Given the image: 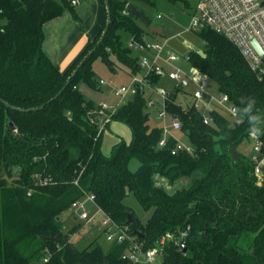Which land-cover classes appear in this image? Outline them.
<instances>
[{
  "label": "trees",
  "instance_id": "trees-1",
  "mask_svg": "<svg viewBox=\"0 0 264 264\" xmlns=\"http://www.w3.org/2000/svg\"><path fill=\"white\" fill-rule=\"evenodd\" d=\"M108 1L112 19L103 42L97 47L107 12L99 33L62 72L44 51V25L68 11L82 24L76 8L68 0H0V264H132L122 258L128 243L104 248L92 236L88 246L79 248L73 240L92 224L76 219L73 212L71 223L62 217L87 195L115 223L128 227L145 249L156 247L165 235L174 236L159 264H264V178L259 186L254 162L239 152L252 128L264 141V76L250 69L225 36L202 30L198 36L204 56L190 52L191 65L229 96L242 122L214 109L209 112L213 122L205 124L202 112L177 104L181 88L174 86L168 110L180 119L182 133L195 149L194 155L174 156V140L158 148L162 130L150 126L141 92L111 118V123L130 129L131 141L121 139L105 155L104 133L98 136L94 124L100 106L79 84L100 89L93 70L97 59L112 72L120 64L131 75L140 73L123 35L142 43L146 34H156L125 10L128 4L157 7L155 0ZM166 1L191 9L186 0ZM152 83L162 80L154 76ZM250 100L255 104L249 112ZM133 159L140 163L135 172L130 169ZM130 195L151 213L145 223L125 203ZM135 230L144 237L134 235Z\"/></svg>",
  "mask_w": 264,
  "mask_h": 264
},
{
  "label": "built area",
  "instance_id": "built-area-1",
  "mask_svg": "<svg viewBox=\"0 0 264 264\" xmlns=\"http://www.w3.org/2000/svg\"><path fill=\"white\" fill-rule=\"evenodd\" d=\"M87 1L90 0H68L74 8ZM162 19L163 15L158 14L156 21ZM205 29L225 36L238 48L250 69L259 78L264 76V0H199L185 32L199 33ZM253 42L257 43L263 55H260ZM127 45L134 51L141 72L132 75L128 85L116 89V95L120 100L119 105L100 106L96 114L98 118H94L98 136L107 130L117 110L126 104L130 97L134 98L142 92L146 97V112L150 117L155 114L161 124L159 128L162 130V137L158 148L165 149L169 146L170 140H174L175 145L171 148L172 155L181 153L194 155V146L181 139L185 138L182 133V122L168 110L167 102L175 87L181 88L180 94L183 92L187 98H191L189 104L180 103L179 106L184 109L194 107L202 112L205 124L213 122L209 112L214 109L233 122H242L239 108L231 102L229 96L216 90L209 76L191 65L190 52L180 55L171 50L169 39L158 41L147 40L145 37L144 42L140 43L131 37ZM154 76L159 77L160 80L168 79L175 83V87L168 90L163 84L154 85L152 83ZM104 83L103 80L100 81V84ZM189 83L196 87L193 93L184 91ZM250 141L253 153L250 158L255 164V176L258 178V185L261 186L264 178V156L262 155L264 141L261 135L254 132L250 135ZM70 211L80 221L98 223L107 243H128L122 258L132 264H159L164 246L174 237L170 234L165 235L156 247L145 249L142 242L129 234L128 227L119 226L96 205L92 195H87L73 203ZM180 237L185 238L186 234L182 233ZM184 248L185 243H180V249Z\"/></svg>",
  "mask_w": 264,
  "mask_h": 264
},
{
  "label": "rangeland",
  "instance_id": "rangeland-1",
  "mask_svg": "<svg viewBox=\"0 0 264 264\" xmlns=\"http://www.w3.org/2000/svg\"><path fill=\"white\" fill-rule=\"evenodd\" d=\"M155 1L157 3L156 8H152L144 4L143 5L140 4L141 8H138L139 10H144V11L147 10L148 13L151 14V17H153L154 19L153 22L156 25L165 26L164 35L162 36L155 35L154 39L158 41H165L169 39L170 49L175 51L176 53H179L180 55H186L189 52L195 51V50L203 51L204 44H203L202 39L198 36V33L185 32V30L190 25L193 10L199 0H186L189 2L191 9H186L182 2H179L177 4H172L166 0H155ZM158 14L163 15V19L160 20L159 22L156 21V17ZM78 16L80 17L81 14ZM90 17H91V12H89V14H86L85 16L87 23L90 21ZM63 18H64L63 19L64 21H67L68 31L70 32V38L74 36L75 34H77L79 31L80 32L86 31V28H85L86 21L83 19V16L80 17L82 24L78 20L74 19V17L69 11L66 12L65 15H63ZM51 38L53 37L52 36L49 37V39ZM124 39L127 40V37L126 38L124 37ZM118 66H121V65L120 64L117 65L115 72H112L111 70L108 69V67L100 59H97L93 63V70L97 74L99 80L103 79L106 85L103 86L102 89H94L91 86H89L87 83L80 82L79 90L83 94H85L86 97L94 101V103L98 106H101V105H107L109 107L117 106L119 103V98L116 95V92H115L116 89L120 88L123 85H128L131 81V77L126 72L121 71L118 68ZM121 67L124 68V66H121ZM168 82H169L168 79L164 80L165 84L166 83L168 84ZM171 83L172 82L170 81L169 84ZM195 88H196L195 86L189 83L185 89L188 90L190 93H193ZM167 89L169 90V88ZM180 100L184 104H189V102L191 101V98L190 97L185 98V96L184 97L181 96ZM114 124H118L117 126L123 125L125 127L124 129L126 130L127 134L128 135L130 134V131L127 129L125 124L116 123V122ZM149 124L152 127L154 125H157L158 122L156 120L154 121V117H153V120H150ZM110 134L114 136L113 132ZM112 136H109L108 134H106V139L107 138L112 139ZM239 152L246 157H251L253 154L251 141L248 140L244 144H242L239 147ZM138 167H139V162L136 159L132 160L131 166H130L131 171L135 172L138 169ZM184 184H186V181H184ZM125 203L135 210L137 216L140 217V220L142 222H144L149 216L148 215L149 212L143 211V209L141 208L140 204L138 203L137 199L134 196L130 195L125 200ZM66 213L63 214V217H62L63 220L65 219L64 216L66 215ZM84 222H86L88 225L94 224V223H89L87 221H84ZM68 223H71L69 220V217L66 218V224ZM70 225H73V224H70ZM89 231L91 232L89 233ZM91 233L93 234L92 239L94 238L98 239L99 242L102 243L104 248L107 247L104 241L105 239L102 235V229L98 228V225L97 226L91 225L90 228L85 227L84 229L81 230L80 234H76L73 236V239L76 243H78L79 248H84L89 245V243L91 242L90 240Z\"/></svg>",
  "mask_w": 264,
  "mask_h": 264
},
{
  "label": "crops",
  "instance_id": "crops-1",
  "mask_svg": "<svg viewBox=\"0 0 264 264\" xmlns=\"http://www.w3.org/2000/svg\"><path fill=\"white\" fill-rule=\"evenodd\" d=\"M76 12L78 15L81 14V16H83V19L85 21H86L85 16H86V14H89V12H91V17H90V21L88 23H87V21L85 22L86 23V26H85L86 31H84V32L79 31L77 34H75L71 38H70V32L68 31L67 21L63 20L64 19L63 16L58 17L56 19H53L44 25V33H45V41H44V45H43L44 51L49 56V58L53 61V63L55 65H57L62 72L67 71L70 68V66L76 61V59L80 56V54L83 52V50L87 46L89 39L94 38L99 33V31H100V29H101V27L104 24L105 19H106V8H105L103 0L87 1V2L83 3L82 5L78 6L76 8ZM157 22H159V21H157ZM164 30H163V35L165 32ZM48 36L49 37L52 36L53 38L49 39ZM124 37L125 38L127 37V40H125ZM145 37L147 38V40H155L154 39L155 35H152V34L151 35L146 34ZM130 38L131 37L128 35H123V39H124L126 44H128ZM118 68L121 71L126 72L130 77H132L131 72L128 69H126L125 67L123 68L121 66H118ZM164 80L165 79L162 80L161 84H163L165 87H167L169 89L174 88L175 83L172 82L171 83L172 85H171V84H169V82H170L169 81L168 84L167 83L165 84ZM105 85H106V83L101 84L100 89H102V87ZM214 88L217 90V86L215 84H214ZM184 91H188V90L184 89ZM181 96H183V97L185 96L183 92L181 94L179 93L176 97V101L178 104L183 103L180 100ZM185 98H187V97L185 96ZM119 103H120V100H119ZM119 103H118V105H119ZM153 117H154V121L156 120L158 122V124L154 125L152 127H160L161 124H160V122L157 119V116L155 114L151 115L150 120H153ZM114 123L115 122L111 123L108 126L107 130L104 132L102 151L105 155H110L113 147L117 143H119L121 139H124L128 143L132 139L131 131L127 126H126L127 129L130 131L129 135L127 134L126 130L124 129L125 127L123 125L117 126L118 124H114ZM116 123H118V122H116ZM112 132L114 133V136H112V134H110ZM106 134H108L109 136H112V139L111 138L106 139ZM127 136H129V137H127ZM181 139L186 141L185 138H181ZM130 166H131V163H130ZM139 167H140V163H139ZM70 213H71V211H68L66 213V215L64 216L65 219L70 216ZM148 215L149 216L144 221V223L148 220L151 213H149ZM92 225H95V223ZM90 236L92 237L93 234L91 233ZM105 243L107 246L109 245V243H107L106 241H105Z\"/></svg>",
  "mask_w": 264,
  "mask_h": 264
},
{
  "label": "water",
  "instance_id": "water-1",
  "mask_svg": "<svg viewBox=\"0 0 264 264\" xmlns=\"http://www.w3.org/2000/svg\"><path fill=\"white\" fill-rule=\"evenodd\" d=\"M103 2H104L105 8H106V12H107V22H106V29L103 32L102 37L100 38V40H99V42L97 44V47L103 42V40H104V38H105V36L107 34V31H108V29L110 27L111 19H112L109 1L108 0H103ZM125 12L127 14H130L131 16L137 18V19H140L145 24V26L153 34L160 35V36L163 35V30H164L163 26L156 25L153 22V20L149 16H147V14L145 13L144 10H139L138 7H136L134 4H128L127 7H126ZM253 43H254L255 47L257 48V50L259 51L260 55H263V51L259 48V46L257 45V43L256 42H253ZM96 48H94L88 54V56L79 64V66L73 71V73L71 74V76L69 77V79H68V81L66 83V86L69 85V83L71 82L72 78H74L77 75L79 69L84 65V63L87 60V58L94 53V51L96 50ZM199 53H200V55L204 56V52L203 51H199ZM132 99H133V97H130V100H132ZM94 117L95 116H93V118ZM232 154L234 156V161H236L237 158H238V153L233 150L232 151ZM18 171H19L18 168L14 170L15 173L18 172ZM128 217H129L128 225H130V224H132L133 220H132L130 214L128 215ZM134 235H136V236H138L140 238L144 237L139 231H136V230L134 231Z\"/></svg>",
  "mask_w": 264,
  "mask_h": 264
},
{
  "label": "clouds",
  "instance_id": "clouds-1",
  "mask_svg": "<svg viewBox=\"0 0 264 264\" xmlns=\"http://www.w3.org/2000/svg\"><path fill=\"white\" fill-rule=\"evenodd\" d=\"M255 104V102L253 101V100H250V103H249V106H248V109H246V111H251V108H252V106ZM249 119L250 120H254L255 119V116H251V117H249ZM252 131L254 132V133H259V131H257L256 129H254V128H252Z\"/></svg>",
  "mask_w": 264,
  "mask_h": 264
}]
</instances>
